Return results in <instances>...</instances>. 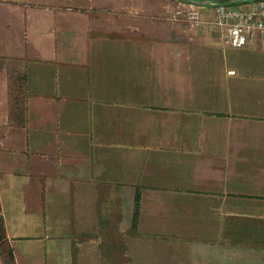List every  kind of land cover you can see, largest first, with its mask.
Here are the masks:
<instances>
[{
  "label": "crops",
  "instance_id": "0c3cea01",
  "mask_svg": "<svg viewBox=\"0 0 264 264\" xmlns=\"http://www.w3.org/2000/svg\"><path fill=\"white\" fill-rule=\"evenodd\" d=\"M177 2L0 0L15 264H264V78Z\"/></svg>",
  "mask_w": 264,
  "mask_h": 264
},
{
  "label": "built area",
  "instance_id": "2783aa9c",
  "mask_svg": "<svg viewBox=\"0 0 264 264\" xmlns=\"http://www.w3.org/2000/svg\"><path fill=\"white\" fill-rule=\"evenodd\" d=\"M169 18L220 34L233 49L258 45L264 52V0L238 3L178 0Z\"/></svg>",
  "mask_w": 264,
  "mask_h": 264
},
{
  "label": "rangeland",
  "instance_id": "374dc122",
  "mask_svg": "<svg viewBox=\"0 0 264 264\" xmlns=\"http://www.w3.org/2000/svg\"><path fill=\"white\" fill-rule=\"evenodd\" d=\"M240 1H245V0H240ZM227 55L229 62L232 63L236 61L239 64L242 63L249 70L251 68L253 70V74L258 76L259 79L264 78V52L256 51V49L254 48H246L240 50L228 49ZM262 84H264V82H262ZM0 264H11V263L4 255L0 253Z\"/></svg>",
  "mask_w": 264,
  "mask_h": 264
},
{
  "label": "trees",
  "instance_id": "16d2710c",
  "mask_svg": "<svg viewBox=\"0 0 264 264\" xmlns=\"http://www.w3.org/2000/svg\"><path fill=\"white\" fill-rule=\"evenodd\" d=\"M190 1H213L221 4L240 2V0H190ZM139 204H140V198L136 197L135 214H134L135 223L137 222V218L139 214ZM1 214H2V206L0 204V253L4 255L10 261L11 264H15L14 250L8 240L5 223Z\"/></svg>",
  "mask_w": 264,
  "mask_h": 264
}]
</instances>
